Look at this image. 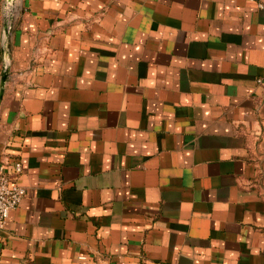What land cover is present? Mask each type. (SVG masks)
Wrapping results in <instances>:
<instances>
[{
	"label": "crops",
	"instance_id": "0c3cea01",
	"mask_svg": "<svg viewBox=\"0 0 264 264\" xmlns=\"http://www.w3.org/2000/svg\"><path fill=\"white\" fill-rule=\"evenodd\" d=\"M4 2L0 264H264V0Z\"/></svg>",
	"mask_w": 264,
	"mask_h": 264
},
{
	"label": "built area",
	"instance_id": "2783aa9c",
	"mask_svg": "<svg viewBox=\"0 0 264 264\" xmlns=\"http://www.w3.org/2000/svg\"><path fill=\"white\" fill-rule=\"evenodd\" d=\"M3 7L10 17L14 8L12 0H5ZM19 171L18 162L10 163L9 169L0 164V231L4 228L9 213L17 207L25 193V189L15 181V175Z\"/></svg>",
	"mask_w": 264,
	"mask_h": 264
},
{
	"label": "water",
	"instance_id": "95a60500",
	"mask_svg": "<svg viewBox=\"0 0 264 264\" xmlns=\"http://www.w3.org/2000/svg\"><path fill=\"white\" fill-rule=\"evenodd\" d=\"M4 31H5L4 34H6L8 32L7 26L5 27V30ZM7 74H8V72L5 69L4 72H3V74H2V76H1V80H0V98H1V95H2L3 85H4V82L6 80Z\"/></svg>",
	"mask_w": 264,
	"mask_h": 264
}]
</instances>
